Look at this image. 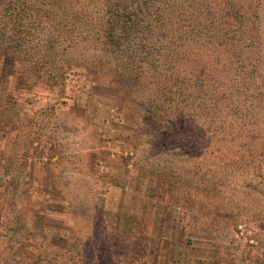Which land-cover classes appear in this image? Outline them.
<instances>
[{
  "label": "rangeland",
  "instance_id": "rangeland-1",
  "mask_svg": "<svg viewBox=\"0 0 264 264\" xmlns=\"http://www.w3.org/2000/svg\"><path fill=\"white\" fill-rule=\"evenodd\" d=\"M142 1L107 19L104 0H71L83 16L68 33H47L50 18L27 32L0 6L1 47L18 27L31 44L75 41L36 61L30 93L0 56V95L16 100L0 112V264H264V0ZM129 62L156 81L135 87L139 101L163 94L150 112L125 113L105 87ZM166 76L184 103L166 99Z\"/></svg>",
  "mask_w": 264,
  "mask_h": 264
},
{
  "label": "trees",
  "instance_id": "trees-1",
  "mask_svg": "<svg viewBox=\"0 0 264 264\" xmlns=\"http://www.w3.org/2000/svg\"><path fill=\"white\" fill-rule=\"evenodd\" d=\"M105 6L108 7L105 17L109 19L112 14L116 12V9H118L117 16L118 17H127L132 15V12L138 10L139 3L142 1L140 0H104ZM150 0H143L142 3L146 4V2H149ZM40 6L43 7H37L32 6V3H29L28 0H0V6H4L6 9L11 11H16L15 14L13 13V16L17 17L16 23H18L25 31H33L40 29L39 26H41V23L46 18H50L49 21V28L46 30L47 33H50L51 31H58L59 29L52 28L53 23L55 24V28H57L60 24H66L67 29L66 33L69 31H74L75 27L70 26L72 20H81L82 16L78 14L79 11L82 9L74 10L72 7L71 0H40L39 1ZM120 13V14H118ZM65 26V27H66ZM51 27V28H50ZM115 27L114 25H111L108 27L107 31L109 34L113 32V29ZM63 28V27H62ZM61 28V29H62ZM41 29H45L44 26H42ZM24 31V32H25ZM124 31V29H123ZM123 31L121 35L119 36H113L110 37L116 39L117 41H120L123 37ZM27 32H25V36L19 38L18 36H15L19 32L18 29H15L14 34L9 36V40L7 42H4V46H0V56L2 59V65H4V60H10L11 62V70L9 73L16 75V84L18 85L17 88H21V90H24L28 93L32 91L33 87L36 86V84L39 83V79H41L44 75V72L46 71L45 68H42L39 64H37V60L44 62V59H47L46 57H49L50 62L57 63L61 59V55L64 53H68L70 51V48L74 46V40H72L73 35L69 34L67 37L61 36V37H55L51 34H46L44 37L37 36V40L34 44H31L29 40H27ZM69 39H71L70 42ZM74 41V42H73ZM0 45H3V42L0 43ZM41 53V54H40ZM114 49L113 47L106 46V50L103 54V59L108 58H114ZM119 58V57H118ZM93 59H96V62L98 63V59L100 60L99 56H95ZM99 65V64H98ZM93 71H96L97 68H90ZM136 71H139V66H135L132 63H127V65H123L121 67V72L119 75V80L116 81V86H105L106 88H110L113 91H116L117 96H119V102L121 109L127 113L129 110L135 109L137 107V111L141 112H150L152 108H154L155 104L162 98L163 94H155L156 96L151 97L149 96V99H146V102L143 103L142 101H139V99L135 96L136 89L135 87L140 86V84H149L151 82H156L152 75L147 74L144 76L146 78V82L143 83L140 80V75L136 73ZM51 75V78L59 77L54 71L51 70L48 72ZM98 75V74H97ZM100 77V76H99ZM104 77V74L102 75ZM106 78L108 76H105ZM114 79V78H112ZM172 79V80H171ZM175 76H166L164 78V81L162 83H165V97L170 103H184V95L183 92L180 90V87H175L176 85L173 83L175 81ZM115 81V79L113 80ZM141 81V82H140ZM173 81V82H172ZM181 83H179L180 85ZM122 85V86H121ZM163 85V84H162ZM149 86V85H148ZM124 87H127L126 90H124ZM127 104H125V103ZM16 103V100L14 98V95L8 91L6 88H4V91L2 95H0V112H4L9 110L11 107H13ZM6 105H9V108L6 107ZM191 112V111H190ZM3 115V114H2ZM193 119V116L191 114L185 113L183 111L177 113V125L181 126V128H185L186 124H190L187 122H190ZM186 125V126H185ZM37 133V132H35ZM227 132H221L222 135H225ZM188 137V136H187ZM177 138H182V134H177ZM37 138H32L31 142L37 141L35 140ZM191 139V138H189ZM183 146H180V149H182ZM230 150V148L228 149ZM190 154L188 152L179 151V154L174 155V157H184L189 156ZM219 155H223L222 153H219ZM226 165H222V169L225 170ZM156 182L159 184L160 188H163L164 186H171L172 182L167 183L165 181V178L163 175H156ZM19 244L20 247H24L25 245L23 242L20 241L16 242ZM48 243H45L43 246V250L49 253L48 250ZM40 250V249H39ZM32 252V250H31ZM30 252V254H31ZM42 254V253H41ZM36 257H40V253L33 254ZM45 257H43V260ZM32 263L33 260L31 259ZM39 259L37 260V262ZM42 260H40L41 262Z\"/></svg>",
  "mask_w": 264,
  "mask_h": 264
},
{
  "label": "crops",
  "instance_id": "crops-1",
  "mask_svg": "<svg viewBox=\"0 0 264 264\" xmlns=\"http://www.w3.org/2000/svg\"><path fill=\"white\" fill-rule=\"evenodd\" d=\"M212 249H214V250H219V249H222V248H219V246H217V247H212ZM239 256H240V254H238V256H234V255H233V257H235L236 260L239 259Z\"/></svg>",
  "mask_w": 264,
  "mask_h": 264
}]
</instances>
